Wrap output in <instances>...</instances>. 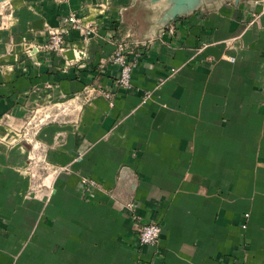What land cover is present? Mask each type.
Returning a JSON list of instances; mask_svg holds the SVG:
<instances>
[{"label":"crops","instance_id":"crops-1","mask_svg":"<svg viewBox=\"0 0 264 264\" xmlns=\"http://www.w3.org/2000/svg\"><path fill=\"white\" fill-rule=\"evenodd\" d=\"M71 14L93 35L72 30L49 51ZM157 20L145 0L0 4V123L95 94L79 119L42 130L50 160L72 171L48 204L25 199L26 153L0 145L1 256L36 228L34 244H50L21 246L32 264H264V0L204 6L163 32ZM122 43L138 58L129 91L113 62ZM124 167L136 186L118 181ZM80 176L107 192L85 202ZM133 200L162 226L157 246L140 245Z\"/></svg>","mask_w":264,"mask_h":264},{"label":"rangeland","instance_id":"rangeland-1","mask_svg":"<svg viewBox=\"0 0 264 264\" xmlns=\"http://www.w3.org/2000/svg\"><path fill=\"white\" fill-rule=\"evenodd\" d=\"M1 4V3H0ZM4 26V22H2ZM94 92L91 93L86 91V94L82 96H74L71 98H64L59 102H51L50 100L45 105H40L28 109L26 116L22 123L11 124L8 121L0 123V145H6L10 149L18 147L27 155V161L23 168H18L17 172L21 176H25L29 180V188L25 195L26 200L40 199L48 204L51 200V196L54 193V183L63 174H71V168L68 165H59L52 160L48 155V146L42 142L40 136L42 130L52 124H64L71 120L79 119L83 107L90 104L94 99ZM150 93L146 95L148 98ZM111 106L114 103L111 102ZM59 140V139H58ZM118 181L125 182L129 186H136L137 178L132 174V171L128 167H124L120 170ZM80 183L82 187L80 198L85 202H88V197L94 196L95 193L107 192L103 189L101 184L90 177L80 176ZM114 197L113 192H108ZM126 208L130 212V217L135 223L136 232H140L143 224V220L137 214V204L136 201H130L126 204ZM140 223V224H139ZM162 227V226H161ZM35 231H30V236L27 240H21L20 236L16 234V240H14L10 245L14 247L15 254H9L7 257L0 255V264H32V258L36 255H22L20 251L21 246H29L34 244L35 241ZM53 231V230H52ZM157 244L150 246H157ZM8 240L2 239L0 241V248L8 246ZM49 245L50 241L44 242L40 245L34 244L33 246L43 247ZM24 262V263H22ZM233 264H241L239 262H234Z\"/></svg>","mask_w":264,"mask_h":264},{"label":"built area","instance_id":"built-area-1","mask_svg":"<svg viewBox=\"0 0 264 264\" xmlns=\"http://www.w3.org/2000/svg\"><path fill=\"white\" fill-rule=\"evenodd\" d=\"M58 3H68L71 0H55ZM76 30L83 33L86 37L93 35L94 28L80 21L74 14L64 19L63 26L54 28L50 31L48 50L51 52L62 53L65 51L64 43L66 36ZM173 31V29H171ZM113 62L120 69L119 84L125 90H132V74L138 66V58L130 59V51L125 43L119 44L113 56ZM162 235V227L158 223H145L139 232V242L141 246H150L157 244Z\"/></svg>","mask_w":264,"mask_h":264},{"label":"water","instance_id":"water-1","mask_svg":"<svg viewBox=\"0 0 264 264\" xmlns=\"http://www.w3.org/2000/svg\"><path fill=\"white\" fill-rule=\"evenodd\" d=\"M7 0H0L3 3ZM224 1H231L235 5L241 0H145L151 10L158 15L157 25L160 32L172 26L177 18L186 17L204 6H213Z\"/></svg>","mask_w":264,"mask_h":264}]
</instances>
